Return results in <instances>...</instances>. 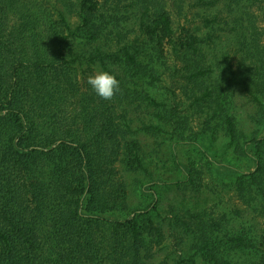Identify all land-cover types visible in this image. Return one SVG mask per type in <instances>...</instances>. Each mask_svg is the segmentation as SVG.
<instances>
[{"label": "trees", "instance_id": "obj_1", "mask_svg": "<svg viewBox=\"0 0 264 264\" xmlns=\"http://www.w3.org/2000/svg\"><path fill=\"white\" fill-rule=\"evenodd\" d=\"M232 1L242 16L228 28L232 47L214 78L202 55L212 38L190 34L177 43L172 16L154 8L156 0H62L79 18L75 27L59 0H0V264H150L161 210L156 200L132 203L130 178L152 181L137 179L144 197L166 183L141 133L168 150L190 143L202 150L204 139L221 138L250 164L245 171L216 162L260 229L228 230L220 219L200 230L197 246L206 264H264V28L256 13L264 0ZM106 3L138 10L142 43L120 45V11L110 15ZM177 44L186 113L156 93L159 62ZM96 70L119 80L113 98L88 85ZM237 90L254 103L248 130L230 101ZM194 115L205 117L192 138L185 132ZM175 159L193 182L197 165Z\"/></svg>", "mask_w": 264, "mask_h": 264}, {"label": "rangeland", "instance_id": "obj_2", "mask_svg": "<svg viewBox=\"0 0 264 264\" xmlns=\"http://www.w3.org/2000/svg\"><path fill=\"white\" fill-rule=\"evenodd\" d=\"M59 3L58 7L66 10L71 25L77 26L79 18L76 12L72 8H67L66 2L63 3L62 0H59ZM108 6L110 15H115V8L121 14L122 27L120 31H122V35L118 39L120 45L142 43L145 39L139 30V22H137L138 10L132 6L117 8L115 4H112L114 9H110L111 5L108 3L102 9H107ZM163 7L172 16L177 43L186 39L190 34L205 39L212 38V42L203 46L202 55L206 62L213 64V77L216 78L217 74L220 75L219 71L223 67L222 53L232 47L231 36L227 32L228 28L234 27L232 22L236 16L238 18L242 16L239 6L232 0H156L154 8ZM256 13L258 25L264 28V12L260 13L258 9ZM177 45L175 49L172 47L173 45L167 48L164 64L159 62L162 74L156 93L158 92L160 98L166 96L167 99L171 98L170 101H175L178 110L182 111L185 107L184 103L188 104L189 102L181 89V84L185 82V74L182 72V62L177 57L180 48V45ZM234 57H230L232 63L236 62ZM177 70H180L184 78L178 75ZM231 100H233L234 114L248 130L247 126L251 122L249 115L253 113L254 103L240 90L233 94ZM187 111L190 113L189 109ZM182 112L186 113L185 109ZM204 117L197 118V115H194L188 125L189 130L184 132L192 138L202 134ZM141 134L147 159L153 160L158 176L162 179L161 181L166 183L160 184L156 194L152 193L144 197L138 191L137 179L148 183L152 181L143 176L130 178V185L134 187V193L131 194L132 203L142 206L156 200L161 210L156 223L162 224V233L161 236L151 235L153 244L150 252L152 255L149 259L150 264H177V262L206 264L199 246H197L198 234L201 229L220 219L228 230L241 226L260 227L262 220L238 198L231 181L220 178L217 161L232 160L237 167L245 171L249 170L248 165H250L245 160L238 161L231 150L227 148L224 140L220 138L211 143L210 140L204 139L202 143L205 146L202 150H199V146L195 143L180 144L174 149L168 150L164 146L161 148L158 146V143L163 139H155L150 134ZM156 149L158 154H155ZM173 150L175 156L177 155L178 164L197 165L198 174L194 176L193 182L186 178V171L180 172L176 168Z\"/></svg>", "mask_w": 264, "mask_h": 264}, {"label": "clouds", "instance_id": "obj_3", "mask_svg": "<svg viewBox=\"0 0 264 264\" xmlns=\"http://www.w3.org/2000/svg\"><path fill=\"white\" fill-rule=\"evenodd\" d=\"M87 83L102 99H111L120 90V82L111 71L96 70L87 78Z\"/></svg>", "mask_w": 264, "mask_h": 264}]
</instances>
